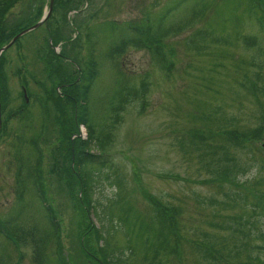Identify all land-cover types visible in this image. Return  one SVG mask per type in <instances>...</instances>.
I'll use <instances>...</instances> for the list:
<instances>
[{
    "label": "rangeland",
    "instance_id": "rangeland-1",
    "mask_svg": "<svg viewBox=\"0 0 264 264\" xmlns=\"http://www.w3.org/2000/svg\"><path fill=\"white\" fill-rule=\"evenodd\" d=\"M24 1L5 14L6 25L29 10H40L34 24L46 15L49 0ZM54 1L46 19L0 52L7 95L4 111L0 109V220L15 207L12 156L18 126L15 114L1 126L3 118L20 106L19 92L22 96V88L27 89L31 120L26 138L37 133L43 119L34 101L43 94L37 83L49 86L41 55L50 51L62 56L65 45H53L50 36L57 32L71 38L66 50L74 44L73 52L63 50L69 55L59 64L74 78L80 73L76 62L85 56L83 36L92 28L99 70L90 100L96 140L89 154L101 174L93 186L90 222L110 231L124 264H260L254 257L264 258V240L255 238L264 236L259 197H264V138L234 147L221 134L243 133L264 120V25L258 27L263 21L254 11L257 6L250 0H183L164 25L173 30L161 39L164 55L158 59L154 50L128 45L109 57V46L116 40L109 25L153 26L151 20L175 0H71L78 8L69 12ZM251 82L257 86L254 91L248 88ZM126 90L131 95L120 101L117 96L124 97ZM49 113L51 121L52 108ZM194 131L214 136L198 141ZM86 132L79 127L71 139L83 140ZM42 138L38 151L44 194L55 212L63 254L75 253L74 210L51 167L55 136L50 132ZM226 167L231 175L224 181L217 173ZM148 197L177 213L175 253L169 251L173 237L165 235L169 247L153 255L161 248L162 219ZM19 225L32 234L43 231L45 221L29 203ZM205 249L215 252L218 262L207 259L201 252ZM51 250L48 245L52 260ZM0 264H34L31 246L15 248L0 236Z\"/></svg>",
    "mask_w": 264,
    "mask_h": 264
},
{
    "label": "trees",
    "instance_id": "trees-1",
    "mask_svg": "<svg viewBox=\"0 0 264 264\" xmlns=\"http://www.w3.org/2000/svg\"><path fill=\"white\" fill-rule=\"evenodd\" d=\"M23 0H0V48L6 45L9 40L24 29L29 28L34 23L33 17L36 16L35 11L29 10L27 14L16 16L8 25L4 23V16L10 11L11 7ZM26 1V0H25ZM24 1V2H25ZM183 0H175L172 4L163 9L162 16L156 20H151L154 24L137 26L134 22L125 23L119 27L111 23L110 30L115 31L116 40L112 42L107 51L110 57L112 54H120L126 47H144V49L154 50L156 54H160L158 59L163 58V38H165L173 29L167 26L166 21L170 13L177 10ZM264 6V0H259ZM252 6L256 5V0H250ZM56 7L64 9L65 12L75 11L78 7L71 3V0H55ZM254 9V8H253ZM255 12L257 10L254 9ZM40 13L38 10L37 14ZM262 21H258V27L264 25V14L261 15ZM33 23V24H31ZM117 28V29H116ZM94 31L88 28L83 36V47L85 56L83 60H77V66L80 73L75 72L74 78H70V70L67 71L59 64V60H65L64 51L73 52L74 44L66 46L71 38H62L61 34L53 32L49 33L53 45L64 42V47L61 48L62 56L53 55L52 52H42L41 60L43 63V73L45 82L49 86H44V82L37 84L43 89L41 97H35L34 101L38 103L40 112L43 116L39 120V128L37 133L26 138V133L30 127L31 114L29 112V104H26L19 92L21 98L20 106L14 111L6 113L1 126H4L6 120L15 114L18 121L17 129L15 130L13 142V162L14 170V204L15 207L11 210L6 219L0 220V235L12 243L15 248H18L23 243H29L33 251L34 264H124L125 258L122 257L121 250L113 246L111 242L110 231L103 230L101 227H94L89 220V213L94 209L93 186L96 179L101 174V170L92 167L90 162V150L95 147L96 137L94 136L93 127L91 126L90 117V100L94 88L95 80L98 77L99 64L95 60L94 47L96 40L94 39ZM247 39V38H246ZM245 39V40H246ZM252 42V40L248 39ZM47 46V45H46ZM70 51V52H69ZM0 61V109L4 111V106L7 102L5 92V83L1 71ZM43 83V84H42ZM248 86V85H247ZM251 90L257 88L255 83H250L248 86ZM58 89V91H57ZM27 97L31 94L27 89ZM124 97L118 95L120 101L126 102V98L131 95L130 91ZM122 103L117 102L115 105L119 107ZM53 109L52 125L48 121L50 109ZM69 108V109H67ZM70 110V112H68ZM3 114V113H2ZM84 127L86 132L85 139H71L76 134L79 127ZM3 131V130H2ZM52 133L55 136L56 143L52 148L51 164L52 172L54 171L62 183L65 193L71 201L75 215L73 238L75 243V253L67 251L63 254L64 247L60 241V229L56 221L55 212L52 210L48 199L43 190V177L41 171V155L38 151L39 144L43 143L42 138L45 134ZM204 133H206L204 135ZM225 139L234 145L240 146L241 143L254 144L257 141L262 142L264 138V120L261 118L260 124L253 129H249L243 133L236 131H222ZM214 134L211 131H194L192 137L198 141L207 140ZM99 143V142H98ZM101 148V143L98 144ZM96 147V150L99 148ZM95 149V148H94ZM261 149V146L259 147ZM225 160H227L225 158ZM228 162V161H227ZM231 169L228 167L217 173V177L221 180L229 178ZM261 207L264 212V197H261ZM148 202L157 212L158 218L162 219V241L160 247H156L153 255H156L158 250L162 251L169 247L168 239L165 237H173V247L170 248L171 253H175L178 245V230L175 220L176 211L171 208L161 206L157 201L148 197ZM32 203L35 206L36 212L40 213L45 221L43 231L31 232L24 231L19 225L21 219L26 214L28 204ZM260 207V208H261ZM242 229H237L241 233ZM31 234V235H30ZM264 240V236L260 233L255 238ZM92 240V241H91ZM93 243V248L91 247ZM51 245L52 260L48 257L46 249ZM129 246L127 249L129 250ZM201 251L207 259L212 262H218L219 257L210 249ZM260 264H264V258L259 259L254 257Z\"/></svg>",
    "mask_w": 264,
    "mask_h": 264
},
{
    "label": "water",
    "instance_id": "water-1",
    "mask_svg": "<svg viewBox=\"0 0 264 264\" xmlns=\"http://www.w3.org/2000/svg\"><path fill=\"white\" fill-rule=\"evenodd\" d=\"M52 4H53V0H49L48 2V10L46 15H44L38 22H36L34 25L30 26L27 29H24L23 31H21L20 33H18L17 35H15L5 46H3L2 48H0V52L4 51L7 47H9L15 40L16 38H18L20 35L28 32L31 29H34L35 27H37L44 19H46V16L50 13L51 8H52ZM22 96L24 98V100L26 101V95H25V91L22 88Z\"/></svg>",
    "mask_w": 264,
    "mask_h": 264
}]
</instances>
